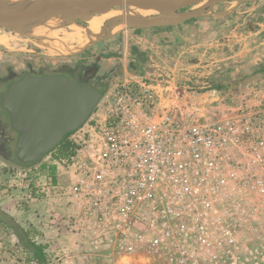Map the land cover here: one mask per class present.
Listing matches in <instances>:
<instances>
[{
    "label": "built area",
    "instance_id": "built-area-1",
    "mask_svg": "<svg viewBox=\"0 0 264 264\" xmlns=\"http://www.w3.org/2000/svg\"><path fill=\"white\" fill-rule=\"evenodd\" d=\"M63 141L66 156L55 148L47 157L65 183L10 170L26 191L20 209L33 198L65 199L113 257L150 250L173 264L215 252L228 264L264 261L256 245L264 239V108L204 116L169 104L159 82L131 76L111 84Z\"/></svg>",
    "mask_w": 264,
    "mask_h": 264
},
{
    "label": "rangeland",
    "instance_id": "rangeland-1",
    "mask_svg": "<svg viewBox=\"0 0 264 264\" xmlns=\"http://www.w3.org/2000/svg\"><path fill=\"white\" fill-rule=\"evenodd\" d=\"M230 9H237L242 15V19L245 18V21L249 22L254 30L259 32L258 35L247 41L246 48H244L246 49L244 55H247V58L245 57L243 60V64H245L242 72L244 80H236V76H233L236 70L234 67L235 63L227 65V67L224 66V62L219 61L216 65H209V60L212 56H214L215 60L222 59L217 52L214 53L210 50L206 53L208 54L206 58L205 56L200 57L198 53H185L179 58L177 50L170 51L162 60L155 58L154 61H148L143 66H140L139 72L130 73L129 68H126L127 72L133 76H145L159 82L161 89L166 93L168 103L176 105L180 110L198 109L204 116L215 115V117H218L236 108H264V72L262 73L263 76L256 77L254 80L251 79V75H257L255 71L253 73L251 61L258 54H264L262 53L264 52V0L240 5L223 3L217 5L213 11L227 12ZM118 12L120 10L114 13ZM108 18V16L103 18V25ZM216 20L223 19L216 17ZM82 26L87 27V24L83 23ZM58 27L59 24L52 22L48 24V27L37 29L33 35L42 39L40 43L11 31L0 29L1 36L11 37V41L8 43L0 41V80L3 81L2 86L0 84V93L5 91L10 81H15L27 73L35 76L61 75L59 66L62 65L75 68L82 66L91 70L92 77H88V73L85 70L80 72L75 70V72L70 74L71 80L87 85L97 91L102 90L101 96L106 93L116 79L120 78V71L124 67H121L117 60L107 61V59L114 54L117 55V49H114L112 45L119 42L121 34L127 32L125 29L119 28L115 31L119 32L114 35L117 36L118 41L101 42L99 43L101 45L94 47L95 49H85V46L93 40V37L88 36L85 29L77 26H65L57 29ZM77 30L85 40L83 45L79 41L76 42L75 39L70 40L68 37L75 34ZM50 42L57 44L61 42L60 44L66 45L65 47L67 48L63 49L61 53L52 54L46 47L49 46ZM60 44L54 45L58 47ZM216 48L219 49V47ZM257 52L258 54L256 55ZM231 53V51L228 52V54ZM226 73L230 77L224 80L222 76ZM7 125V117L4 116L3 119L0 116V161L5 164L2 170L10 171L20 165L16 164L14 156H8V153H14L15 150L14 142H10L12 144L9 145L5 142V137H7L9 132ZM64 178L66 177L64 176ZM261 244L264 247V243ZM262 247H260L261 250H263ZM244 251H239L241 256ZM114 258V264H173L165 254L154 253L150 250L142 251L133 257ZM198 264H228V260L222 254L215 252L209 258L200 259ZM248 264H252V262ZM259 264H264V261L259 262Z\"/></svg>",
    "mask_w": 264,
    "mask_h": 264
},
{
    "label": "crops",
    "instance_id": "crops-1",
    "mask_svg": "<svg viewBox=\"0 0 264 264\" xmlns=\"http://www.w3.org/2000/svg\"><path fill=\"white\" fill-rule=\"evenodd\" d=\"M220 18L223 20H216V17L212 16L191 20L175 27L123 32L119 42L112 45L114 49H117V55L110 56L107 61L117 60L121 67H124L118 79H127L133 75L129 74L126 68H129L130 73L139 72L140 66L148 61H154L155 58L162 60L170 51L177 50L179 58L185 53H198L200 57L206 58L208 55L206 53L210 50L217 52L222 59L215 60L212 56L210 60L208 59L209 65H216L219 61L224 62V66L227 67L235 63L236 70L233 76H236V80L242 81L245 79L242 74L245 67L243 60L247 58V55H244L246 50L244 48L247 41L259 32L254 30L245 18L242 19L237 9H230ZM115 40L118 41L117 36H112L110 40L103 42L110 43ZM54 44L57 43L50 42L49 46H46L50 52L54 49L53 54L61 53L67 48L63 44H60L61 47L63 46L62 49L60 46L53 48ZM98 45L101 44L97 43L89 48ZM230 51L232 53L228 54ZM251 67L253 73L255 71L257 74L251 75V79L263 76L264 54H258L251 61ZM229 77L228 73L222 76L224 80ZM0 84L2 86V80ZM3 115L4 112L0 111V116L4 119L5 115ZM7 129L9 132L5 141L9 145L12 144L10 142L16 141L17 134L11 131L8 125ZM2 167H5V164L0 161L1 170ZM15 168L48 177L53 185H61L66 181L60 167L54 168L53 171L47 156L36 164ZM1 170L0 264H114L115 258L91 240L85 226H79L74 221L79 212L73 206L67 205L65 199L33 198L23 209H20L18 201L26 195L22 182L9 170L5 169L2 172ZM261 243H264L263 238L256 245L260 249L259 252L264 255V247ZM243 248L241 246V249ZM242 256L241 260L244 261L243 252Z\"/></svg>",
    "mask_w": 264,
    "mask_h": 264
},
{
    "label": "water",
    "instance_id": "water-1",
    "mask_svg": "<svg viewBox=\"0 0 264 264\" xmlns=\"http://www.w3.org/2000/svg\"><path fill=\"white\" fill-rule=\"evenodd\" d=\"M260 0H0V29L35 42L34 31L49 23L85 29L93 40L85 49L126 31L169 28L195 19L222 17L214 12L223 3H256ZM120 10L118 13H114ZM142 13H151L147 16ZM108 16L98 34L82 26L93 18ZM101 98L94 88L65 75L25 74L11 82L0 95V111L17 138L14 160L20 166L38 163L64 138L77 131L92 114Z\"/></svg>",
    "mask_w": 264,
    "mask_h": 264
},
{
    "label": "bare ground",
    "instance_id": "bare-ground-1",
    "mask_svg": "<svg viewBox=\"0 0 264 264\" xmlns=\"http://www.w3.org/2000/svg\"><path fill=\"white\" fill-rule=\"evenodd\" d=\"M143 15H145V16H147V15H149V14H151V13H142ZM103 18H104V16H99V17H96V18H93L90 22H88L87 23V28L91 31V33L92 34H98L99 32H100V30L102 29V25H103ZM75 30V29H74ZM78 30H80V29H78ZM76 31V33L75 34H73V35H70V36H68L69 37V39L70 40H73V39H75V41L77 42V41H79V43L81 44V45H83L84 43H85V40H84V38L83 37H81L80 36V34H79V31ZM35 32H36V30L34 31V34H35ZM48 33V32H47ZM10 34V33H9ZM47 35V34H46ZM41 36V35H40ZM89 36V35H88ZM15 37V36H14ZM43 37V36H42ZM59 37V36H58ZM45 38V37H44ZM48 38V37H47ZM50 38V37H49ZM88 38V37H87ZM61 40V39H60ZM0 41H5L6 43H8L9 41H11V37L10 38H8L7 36L6 37H4V36H1V32H0ZM26 41V40H25ZM65 41H67V40H65ZM70 42V41H69ZM61 42H59V44H60ZM65 43V42H64ZM5 45V44H4ZM56 45H58V44H56ZM7 46V45H6ZM66 46V45H65ZM72 47V46H71ZM51 48V47H50ZM53 48H55V45L53 46ZM63 48V47H62ZM61 48V49H62ZM49 49V48H48ZM57 49V48H56ZM55 49V50H56ZM71 49V48H70ZM52 50H54V49H52ZM51 50V53L53 52ZM72 50V49H71ZM50 54V53H49ZM53 54V53H52Z\"/></svg>",
    "mask_w": 264,
    "mask_h": 264
},
{
    "label": "trees",
    "instance_id": "trees-1",
    "mask_svg": "<svg viewBox=\"0 0 264 264\" xmlns=\"http://www.w3.org/2000/svg\"><path fill=\"white\" fill-rule=\"evenodd\" d=\"M59 68L61 69V75H65V76H67V77H69L70 79H72V77H70V74L71 73H73V72H75V70H78V72H80V71H82V70H85L87 73H88V77H92L93 76V74L91 73L92 71L91 70H89V69H87V68H83L82 66H80V67H78V68H75V67H67V66H65V65H62V66H59ZM99 92L102 94L103 93V91L102 90H99ZM63 142L64 141H62L57 147H56V149H58V151H59V155L60 156H63V157H65L66 156V154L68 153L67 152V150H66V147L65 146H63L62 144H63ZM29 166V165H28ZM53 168V171H54V166H52ZM35 246H33V248H34ZM34 249H36V248H34ZM41 263V262H40Z\"/></svg>",
    "mask_w": 264,
    "mask_h": 264
},
{
    "label": "flooded vegetation",
    "instance_id": "flooded-vegetation-1",
    "mask_svg": "<svg viewBox=\"0 0 264 264\" xmlns=\"http://www.w3.org/2000/svg\"><path fill=\"white\" fill-rule=\"evenodd\" d=\"M27 74H30V73H27ZM24 75H25V74H24ZM34 76H35V75H34ZM18 79H19V78H18ZM16 80H17V79H16ZM16 80H15V81H16ZM11 82H14V81H10V82L8 83V85H9ZM76 83H77V82H76ZM8 85H7V86H8ZM7 86H6V87H7ZM86 86H87V85H86ZM4 115L7 117V115H6L5 113H4ZM7 119H8V117H7ZM8 127H9V123H8ZM9 129H10V128H9ZM5 142H6V141H5ZM6 143H7V142H6ZM14 144H15V142H14ZM8 156H9V157L13 156V153H12V152H11V153H8Z\"/></svg>",
    "mask_w": 264,
    "mask_h": 264
}]
</instances>
